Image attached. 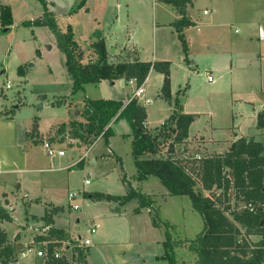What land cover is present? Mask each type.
<instances>
[{
  "label": "rangeland",
  "instance_id": "rangeland-1",
  "mask_svg": "<svg viewBox=\"0 0 264 264\" xmlns=\"http://www.w3.org/2000/svg\"><path fill=\"white\" fill-rule=\"evenodd\" d=\"M193 1V8L198 10L233 8V23L203 26L204 17L199 20L195 13L198 24L183 31L186 40L183 46L172 24L175 22L173 6L162 0H0V115L15 113L22 121H31L29 131L33 140L30 143L37 146L45 160L41 165L44 172L38 175V182L30 186L37 195L30 199L24 197L25 192L13 189L8 193L14 223L10 220L0 225L6 228L7 234L13 235L21 229L18 223H24L26 211L42 213L46 207L63 205L66 211L60 219L72 238L92 237L88 228L101 220L96 234L103 232L106 240L118 231L131 229L143 242L145 257H153L157 246L163 247L164 253V244L168 242L176 264L194 262L195 256L185 246L202 231V217L189 196L170 194L155 176L139 178L128 120H117L109 132L99 135L91 148L90 144L71 139L69 129L68 135L58 133L61 124L77 118L76 113L84 101L101 99L126 103L136 85H128L124 78L120 81L105 79L85 84L82 90L73 92L64 52L49 24L52 22L61 34L71 33L81 52L82 64L96 60L94 46L97 43L103 44L106 62L113 66L132 62L134 57L140 62L157 64L158 67L149 70L145 84L146 97L151 104L144 109L152 131L170 129L167 121L178 108L177 112L192 116L187 137L204 141L202 152L204 149L207 153L223 152L237 133L263 141L264 132L256 130L252 117L257 112L258 102L264 100V42L255 37V26L250 32L246 24L249 20L251 24L259 20L253 8L260 6L263 10L264 0H260L259 6H253V0ZM161 63L166 64L165 72L159 67ZM19 67H23V73L19 72ZM206 74L211 75L216 85L207 81ZM165 75L168 100L161 93ZM57 100L64 102L52 106ZM163 122L166 123L161 126ZM66 138L71 140L68 142ZM173 138L171 135L156 153L146 152L144 157L164 159L169 151L174 156L187 151V157L194 154L192 147L197 148L194 142L178 144L172 142ZM44 141H49L55 149H63L65 157L60 160L49 157ZM87 149V158L77 163ZM92 157L97 160L94 164L90 162ZM65 166L67 169L63 168ZM55 168L61 169L48 171ZM85 180L89 185L83 184ZM194 190L201 191L199 186ZM4 191L6 189L0 188L2 202ZM69 192H79L73 202L79 205L78 210L68 211ZM213 192L219 191L213 189ZM140 195L147 206H142ZM229 195L232 196V191ZM237 207L240 209L242 204ZM36 248L45 251L44 247ZM58 252L61 256L64 249ZM86 256H89L87 252ZM36 258L31 253L7 264L45 263L46 256ZM67 258L72 259L71 251Z\"/></svg>",
  "mask_w": 264,
  "mask_h": 264
},
{
  "label": "trees",
  "instance_id": "trees-1",
  "mask_svg": "<svg viewBox=\"0 0 264 264\" xmlns=\"http://www.w3.org/2000/svg\"><path fill=\"white\" fill-rule=\"evenodd\" d=\"M162 1L171 4L179 14L180 18L172 24L178 39L185 46L183 31L194 25L186 17V8L193 0ZM49 24L64 52L65 67L73 92L82 90L85 84H96L105 79L112 81L132 78L140 86L151 67H158L156 63L138 60L113 66L106 62V50L102 43L94 46L96 60L82 64L81 52L71 33L61 34L56 31L52 22ZM159 67L166 71L165 63L159 64ZM19 72L23 73V67H19ZM167 90L168 79L165 75L161 93L166 100ZM63 102L57 100L51 105L60 106ZM177 111L178 108L167 121L170 122V129L166 127L162 132H151L144 127L145 109L135 100H130L126 105L121 101L86 100L81 109L84 121L69 122V135L71 139L92 144L99 135L110 131V128H106L110 121L122 118L128 120L132 128V155L139 178L155 176L170 194L189 196L193 207L202 217V231L186 246L183 244L195 256L192 264H264V143L240 138L232 143L226 153L200 160L194 159L193 155L186 157L184 153L174 156L172 151H167L169 156L164 159L144 157L146 152L151 153L150 155L156 153L158 147L171 135H174L172 142L178 144L187 138L192 116ZM257 126L264 127V111L257 115ZM65 128L66 125L61 124L58 133L62 134ZM195 186H199L207 194L195 192ZM213 189L219 192L214 194ZM229 191H232V196ZM140 199L142 206L148 205L143 196L140 195ZM238 204H242L240 209ZM249 204L252 211L249 210ZM62 210V207H54L49 216ZM47 216L45 214L43 219L46 220ZM10 220L9 212L0 203V223ZM55 231L62 234V230L55 229H51L50 233ZM252 236H259L260 239L252 241ZM58 248L59 245L48 247L44 264H86L84 251L80 247L71 248L70 260L62 255L54 258L52 254ZM164 248L161 258L168 264H176L171 244L165 242ZM15 257V248L6 243V234L0 230V263L15 261Z\"/></svg>",
  "mask_w": 264,
  "mask_h": 264
},
{
  "label": "crops",
  "instance_id": "crops-1",
  "mask_svg": "<svg viewBox=\"0 0 264 264\" xmlns=\"http://www.w3.org/2000/svg\"><path fill=\"white\" fill-rule=\"evenodd\" d=\"M255 1L253 6H259L261 4L260 0H253ZM195 4V1H192L191 7L186 8V16L187 18L194 24L193 26H196L197 20L196 17L194 18V14L197 13L198 19L201 20V17H204L203 26H224L228 24H232L234 19L232 18V12L233 8H193ZM215 7V6H214ZM174 13L173 21L178 20L179 14L176 12L175 8H172ZM256 12L257 18L254 22V24H251V21L249 20L248 24H246L248 30H253L251 27L255 26V37L261 41L264 42V8H253ZM204 11H208L206 15L203 14ZM192 13V16L191 14ZM207 17V18H206ZM263 18V19H262ZM155 26L157 22H154ZM190 28V27H189ZM187 28V29H189ZM186 28L184 30H187ZM250 32H248L247 37L250 38ZM260 36V37H259ZM138 60V58L134 57V61ZM140 62V61H139ZM208 76H211L210 74H206L207 81ZM117 80H121L117 79ZM116 81V80H114ZM147 82V79H145L143 86L145 88V84ZM209 83L213 84L214 80L211 79V81H208ZM113 83V82H112ZM126 83L128 84V80H126ZM129 85V84H128ZM133 86V85H130ZM135 89H133L130 96H128L127 102L123 103V105H126L134 92ZM144 98L146 97V89L144 91ZM149 99V98H147ZM150 100V99H149ZM85 102V101H84ZM84 102L82 106H80L79 111L76 113L77 118H75L72 121H79L83 122L84 119L81 117L80 110L84 106ZM148 104H139L141 106L149 105ZM12 108V109H16ZM264 111V100L258 102L257 112L255 111L253 113L252 121L253 126L256 128L257 131H260V133L264 132V127L260 128L257 126V115ZM173 113V112H172ZM171 113V114H172ZM183 114V113H182ZM116 121L113 119L106 128H110L112 124H114ZM166 122H163L165 124ZM32 122H24L19 117H15L14 114H5L4 116L0 115V188L6 189L4 193L2 194L3 202L0 200V203L3 208H5L11 217V222H13V217L11 214V211L9 210L11 207V204L9 203L10 198L8 193H12L13 189L18 192H25V198H32L35 196L36 191L34 190V187H30L33 184H36L38 182V175L43 173L45 169L41 168V165L45 161L44 154L42 152H38L37 146L31 145L30 142H32L33 137H30V131L29 127L31 126ZM66 128L62 135H68L67 129H69V123L66 124ZM145 128L148 131L155 132L157 130L152 131L148 127L147 121L145 122ZM54 130V129H53ZM101 136V135H100ZM98 136L97 139L90 144V148L92 145L98 140L100 137ZM244 138L246 140H253L255 142L264 143L263 141L256 140L254 137L245 136L236 134L233 139H231L228 146L225 148L223 152L218 153H207L204 149L203 152L200 151L202 146V140L198 139V137H195L193 139H188V137L184 140V143L187 141L188 143H191L190 141L194 142L197 145V148H193L194 153L200 152L204 157H212L215 155H222L229 151L231 145L236 140ZM67 139V138H66ZM68 142L71 139H67ZM76 141V139H75ZM192 145V144H191ZM63 150V149H62ZM88 150L87 149L83 156H80L77 160V163H81L84 161V159L88 156ZM65 152V151H64ZM66 155V154H65ZM65 155L63 157H65ZM63 158L59 156L51 157L53 158ZM60 160V159H59ZM91 163H96V158L92 157L90 160ZM75 163V164H77ZM71 165V164H70ZM69 166V165H68ZM68 166L63 167L64 169ZM61 168H55L48 170L49 172H58ZM47 171V170H46ZM84 184V183H83ZM263 186H264V167H263ZM85 192V191H84ZM83 192V193H84ZM72 193V192H69ZM37 195V194H36ZM76 204V203H73ZM78 205V204H77ZM8 206V208H7ZM79 206V205H78ZM54 207H62L63 210L56 213L51 214L49 216V213H51L52 209ZM68 211H70L72 208V204L69 203L67 206ZM79 209V208H78ZM77 209V210H78ZM74 210V209H73ZM65 209L63 205H54L52 207H46V209L42 210V213H28L26 211V217L24 223L20 224L18 223V226L21 227V229L17 230V232L13 235H9L6 233V228H1L0 230L3 231L6 234V243L10 244L15 248V253L17 257H15V261L17 262L20 258H24L31 253L36 258V252L38 249L36 246L44 247L45 251H47L48 247L50 245H59L58 249L55 250H61L64 249V253L62 256H65L67 258V253L70 252L71 247L76 246L80 247L84 253L87 252V256L85 257L86 264H168V262L161 258L163 253V247L157 246L155 254L153 257H145V254L142 252V244L140 240L137 238V233L132 231L131 229L126 232H116L113 235L110 236L109 239H104L105 234L103 232L96 234L95 232L92 234V237H84L81 236L78 237V240L75 238H72L69 230L66 229L64 225H62L63 220L60 219V215L65 214ZM119 212V211H118ZM45 214H48L47 219H43ZM70 213L67 214V216ZM33 222V223H30ZM76 221L79 222L80 219L76 217ZM101 220H99V223H97L96 229L98 228ZM3 223V222H2ZM0 223V225L2 224ZM51 229L55 230H62V234L55 231L53 233H50ZM61 237V238H60ZM256 237L258 240L260 239L259 236H252ZM251 237V238H252ZM40 238V239H38ZM89 240V245H84V241ZM253 240V239H252ZM257 240V241H258ZM74 241L75 244L71 245L70 242ZM255 241V240H253ZM37 259V258H36ZM10 263V262H9ZM1 264V263H0Z\"/></svg>",
  "mask_w": 264,
  "mask_h": 264
},
{
  "label": "built area",
  "instance_id": "built-area-1",
  "mask_svg": "<svg viewBox=\"0 0 264 264\" xmlns=\"http://www.w3.org/2000/svg\"><path fill=\"white\" fill-rule=\"evenodd\" d=\"M112 1L115 2V1H117V0H112ZM207 13H208V11H204V12H203L204 15H206ZM259 37H260V36H259ZM211 79H212L211 76H208V81H211ZM143 83H144V82H143ZM143 83H142L140 86H137V85H136V81H135V79H132V78H131V79L128 80V84H129V85H136L135 90H134V92H133L132 97H131L130 100H135V101H137L138 104H148V103H150V100H149V99L144 98V91H145V88H144V86H143ZM6 88H7V89L10 88V84H9V82L6 83ZM163 125H165V124H163ZM163 125H162V126H163ZM144 127H145V124H144ZM55 142L58 143L59 140L55 138ZM56 143H55V144H56ZM43 147H44V149H45V151H46V154H47L49 157H54V156L63 157V156L65 155L64 150L53 148V145H52L49 141H44V142H43ZM187 150H188V149H186L185 151H187ZM187 152H188V151H187ZM187 152H186V153H187ZM186 153H185V154H186ZM192 155H193V158L196 159V160H200V159L202 158V157H201L199 154H197V153H194V154H192ZM185 156H186V155H185ZM186 157H187V156H186ZM84 185H89V181H88V180H85V181H84ZM78 196H79V192H78V193H76V192H72V193H68V195H67V199L69 200V203L72 204V208H73L74 210H77V209L79 208V206H78L77 204H73L74 200H75L76 197H78ZM249 210L252 211V206H251L250 204H249ZM95 230H96V226H91L90 228H88V231H89L91 234H93V233L95 232ZM83 243H84V245H89L90 241H89V240H85ZM46 253H47L46 251L38 250V251L36 252V256H37V257H44V256L47 255ZM52 256H53L54 258H59V257H60L59 252H58L57 250H55V251L53 252Z\"/></svg>",
  "mask_w": 264,
  "mask_h": 264
}]
</instances>
